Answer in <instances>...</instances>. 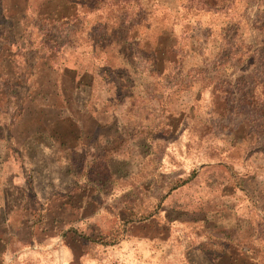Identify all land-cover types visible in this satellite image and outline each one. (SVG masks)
I'll return each mask as SVG.
<instances>
[{"label": "rangeland", "instance_id": "rangeland-1", "mask_svg": "<svg viewBox=\"0 0 264 264\" xmlns=\"http://www.w3.org/2000/svg\"><path fill=\"white\" fill-rule=\"evenodd\" d=\"M27 3L25 11L23 0H0V54L16 55L0 60V264H226L213 252L221 251L210 243L216 237L251 247L264 231V58L244 68L224 57L215 31L227 18L199 15L198 29L177 26L179 36L192 28L199 36L181 72L170 62L149 75L142 63L127 81L132 100L114 105L112 90L100 82L87 100L93 63L81 35L68 47V31L44 26L64 48L48 70L39 61L47 54L44 34L23 33L39 8L51 16L65 4ZM248 5L247 17L261 16L256 1ZM23 11L26 21H16ZM206 24L214 29L207 43ZM60 69L76 83L84 78L79 87L66 76L60 85L66 104L55 97ZM15 97L24 99L18 119ZM47 103L54 109L42 107ZM142 134L147 143L136 140ZM70 229L110 235L115 243L100 246ZM231 246L225 256L238 254ZM247 257L244 251L239 264Z\"/></svg>", "mask_w": 264, "mask_h": 264}, {"label": "trees", "instance_id": "trees-1", "mask_svg": "<svg viewBox=\"0 0 264 264\" xmlns=\"http://www.w3.org/2000/svg\"><path fill=\"white\" fill-rule=\"evenodd\" d=\"M65 4L66 10L61 11L55 15L48 16L41 14L39 8L36 14H33L35 23L30 24L24 29V35H29L32 30L36 33L42 32L44 34L45 52L47 54L39 59L41 67L49 70L52 67V60L64 49L54 45V41H51L48 36V29L50 27L53 30L63 32L68 31L69 40L67 41L68 47H76L81 35V43L85 44V50L88 49L89 60L92 61L94 69L93 75L90 79V88L87 100L94 93V84L100 82L104 89L110 93V98L114 105L122 106L124 102L129 99L132 100L134 96L131 94V85L127 83V79L124 76L125 67L129 64L132 67H136L144 63L145 69H147L149 75L157 74L163 68L166 63L172 62L181 68H186V63L190 60V53L192 51L193 39L199 40V36L194 34V29L199 24V15H224L227 19L225 23L215 31L217 33L219 42L224 45L221 51L224 53V57H232L238 66L242 64L245 68L254 65L258 56L264 58V40L260 39L261 35L264 37V0H60ZM256 1L258 8L260 9L261 16L250 19L247 17V13L250 12L249 2ZM25 3L24 10L30 6L27 0H23ZM244 3L242 11L238 10L240 3ZM236 11V12H235ZM28 12V11H27ZM16 21H26L27 14L23 11L18 14ZM4 15L0 14V25L2 26ZM192 20V21H191ZM43 25V26H42ZM190 27L192 31L184 35L179 36L177 34V26ZM45 26V27H44ZM205 39L206 43L211 38L214 29L211 25H205ZM63 29V30H62ZM68 29V30H67ZM32 33V32H31ZM260 36V37H259ZM253 37L254 43L246 41L248 38ZM181 40H188L189 44L186 49L181 47ZM212 40V39H211ZM213 41V40H212ZM246 43L247 46L243 47L238 45L241 42ZM218 43V42H217ZM248 43V44H247ZM51 44V45H50ZM56 44V43H55ZM63 45V44H62ZM28 44V48H29ZM221 46V45H220ZM234 46L235 49H234ZM25 49V52L32 51L31 49ZM6 55L0 54V60H10L15 58V54L9 49L5 51ZM14 54V55H13ZM166 54V56H164ZM25 55V54H23ZM32 61V59L30 60ZM222 66L223 63L221 62ZM58 86L56 85L57 94L55 97L66 104L67 100L62 94L63 81L66 76H70L71 84H75V77L69 75L71 72H64L63 69L59 70ZM3 75L0 72V82H3ZM84 78L78 81L75 85L79 86L84 83ZM60 82V84H59ZM24 83V82H23ZM57 84V83H56ZM6 83H2L1 87L5 88ZM61 88V92L59 90ZM131 94L124 98L123 93ZM228 92V91H227ZM5 93L4 95H6ZM31 95L27 96L30 98ZM17 99L20 104V110L16 119L23 115V101L24 99ZM35 99L31 98V102ZM255 100V99H254ZM84 101L82 108H84ZM257 103H260L256 99ZM263 104V103H262ZM259 108L261 104H255ZM42 107L54 109L53 105L43 104ZM172 112L170 116H172ZM15 119H12L14 122ZM16 121V120H15ZM14 124L11 123V126ZM130 140V138H129ZM136 140H141L144 143L149 141V135H138ZM62 145V144H61ZM264 150V149H263ZM150 156V155H149ZM101 158V157H100ZM100 160V159H99ZM97 161V159H96ZM104 168V166H103ZM102 168V169H103ZM108 179L117 180L114 175L107 169L103 171ZM188 180L182 182L180 185H175L171 190L178 189L184 186L189 180H192L193 175ZM74 211H82V209H76V206L72 204ZM84 213V212H83ZM260 216V212H257ZM131 220V219H130ZM6 221V220H5ZM142 219L139 220L141 222ZM135 222V221H134ZM260 223L264 224V215L261 214ZM260 227V224L258 225ZM209 228V227H208ZM264 230V228H262ZM74 232L75 236L85 238L97 245L108 246L113 245L114 239L110 238V235H84L85 233H78L75 229H70ZM108 238V239H107ZM208 237V241H210ZM212 244H219L221 251H213L215 257L227 260L226 264H239L240 258L243 257L244 251L249 252V257L245 259L242 264H264V231H259L257 237L252 240L251 247L248 243H242L239 240L232 239L228 235H221L216 237ZM231 245H235L238 249V254L233 252V255H227V252L231 251ZM248 246V247H247ZM238 247V248H237ZM245 247H247L245 249ZM205 250V249H203ZM205 253L206 250L203 251ZM217 260V259H215ZM243 260V259H242ZM192 264V263H190ZM222 264V263H215Z\"/></svg>", "mask_w": 264, "mask_h": 264}, {"label": "crops", "instance_id": "crops-1", "mask_svg": "<svg viewBox=\"0 0 264 264\" xmlns=\"http://www.w3.org/2000/svg\"><path fill=\"white\" fill-rule=\"evenodd\" d=\"M93 69H94V66L92 67V71H91V74H90V76H91L90 79L92 78V75H93ZM136 69H137V66L136 67H132L129 64L125 67V70H124L123 74L126 77L127 81H128V79L130 81H133L134 77L136 78V76L138 75L137 74L138 72L136 71ZM129 71L131 73V76H129V74H130ZM77 74H79V73H77Z\"/></svg>", "mask_w": 264, "mask_h": 264}]
</instances>
